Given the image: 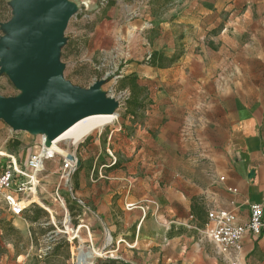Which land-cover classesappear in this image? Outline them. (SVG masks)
Here are the masks:
<instances>
[{"label": "rangeland", "instance_id": "rangeland-1", "mask_svg": "<svg viewBox=\"0 0 264 264\" xmlns=\"http://www.w3.org/2000/svg\"><path fill=\"white\" fill-rule=\"evenodd\" d=\"M9 1L0 6L2 23L12 17ZM71 1L79 11L66 31L67 44L62 50L65 77L82 88L106 79L103 90L121 106L105 125L87 121L112 115L86 118L68 130L83 129L77 143H60L81 166L67 178L62 157L46 162L33 192L23 199L27 208L20 218L26 223L25 230L17 227L19 217L11 214L0 197V220L20 231V237L7 239L0 233V264H77L81 247L97 252L91 264H144L149 253L144 244L134 250L129 247L139 238L140 223L138 209L130 211L134 207L129 205L134 200L142 201L138 206L147 205V195L155 192L152 187L171 190L179 175H191L195 173L193 165L208 161L193 138L195 134L188 131L189 109L198 119L216 97L238 116L240 102L247 100L252 107L264 98V7L255 10L252 21L236 28L237 32L229 29L225 42L218 39L221 28L211 34L206 44L210 56L204 60L211 67H198L193 80L197 94L189 109L177 110L173 107L183 88L175 86L176 81L166 73L182 55L178 35H166L173 24L170 14L176 0L168 4L165 0ZM158 41L164 44L159 53L162 59L152 64ZM170 43L173 53L167 49ZM198 55L205 53L199 49ZM127 77L136 78V84H124ZM18 94L9 78L0 75V95ZM135 98L141 108L130 106L128 100L134 103ZM40 142L39 136L13 132L0 121V150L14 156L19 166H27ZM114 158L117 161L112 165ZM58 194L64 205L56 199ZM100 203L105 208V220L97 216ZM35 214L39 216L37 222L26 219ZM119 240L124 242L114 252Z\"/></svg>", "mask_w": 264, "mask_h": 264}, {"label": "crops", "instance_id": "crops-1", "mask_svg": "<svg viewBox=\"0 0 264 264\" xmlns=\"http://www.w3.org/2000/svg\"><path fill=\"white\" fill-rule=\"evenodd\" d=\"M173 7V24L166 35H178L182 55L166 73L176 81L175 86L183 88L173 108L187 110L197 94L193 81L196 70L211 67L204 62L210 56L206 44L211 34L221 28L218 39L225 42L229 29L237 32L236 28L246 26L252 21L253 12L264 7V0H176ZM163 45L158 41L154 52L161 53ZM167 49L174 52L171 43ZM199 49L205 53L203 57L198 55ZM245 52L247 58L248 48ZM209 104L198 119L191 116L193 109L187 111L191 123L188 131L195 134L193 138L198 140V148L208 161L193 165L195 173L191 175H179L171 190L167 186L152 187L155 192L147 195V205L138 206L140 200L129 205L134 207L130 211L138 209L136 213L140 215L139 238L129 247L134 250L144 244L149 252L144 264H264V236L247 233L239 248L224 254L204 234L210 211H228L236 216L237 224L245 225L250 206L264 201V98L252 107L247 100L240 102L238 116L221 98L215 97ZM219 139L224 141L218 142ZM0 152L4 154L0 157L8 159H0V168L16 161L14 156ZM252 171L254 176L250 178ZM97 216L105 220L101 203L97 205ZM15 217H19L17 227L25 230V221ZM123 242L117 241L114 252L120 250Z\"/></svg>", "mask_w": 264, "mask_h": 264}, {"label": "water", "instance_id": "water-1", "mask_svg": "<svg viewBox=\"0 0 264 264\" xmlns=\"http://www.w3.org/2000/svg\"><path fill=\"white\" fill-rule=\"evenodd\" d=\"M8 6L12 17L0 23V75L7 76L19 94L0 95V121L13 132L45 137L48 149L78 122L118 114L120 101L103 90L106 79L82 88L65 77L62 50L69 23L79 11L75 2L10 0ZM67 159L81 166L74 155Z\"/></svg>", "mask_w": 264, "mask_h": 264}, {"label": "built area", "instance_id": "built-area-1", "mask_svg": "<svg viewBox=\"0 0 264 264\" xmlns=\"http://www.w3.org/2000/svg\"><path fill=\"white\" fill-rule=\"evenodd\" d=\"M39 137L41 138L40 147L29 159L25 168L19 166L16 161H12L5 168H0V197L14 216L23 215L26 209L22 202L24 196H28L33 192L37 184L38 174L44 170L46 162L53 159L52 154L44 146L45 137ZM63 159L66 170L69 172L66 177L69 178L76 170L77 163L69 161L67 157ZM116 161L114 158L112 165H115ZM69 186L71 187V184ZM56 199L61 204H65L59 194ZM74 199L81 204L79 200ZM247 233L257 237L264 236V201L261 204L255 203L250 206V218L245 225L237 224L236 216L225 210H213L208 213V223L205 226L204 234L220 248L222 253L230 254L233 250L239 248ZM225 264L238 263L236 261H225Z\"/></svg>", "mask_w": 264, "mask_h": 264}, {"label": "bare ground", "instance_id": "bare-ground-1", "mask_svg": "<svg viewBox=\"0 0 264 264\" xmlns=\"http://www.w3.org/2000/svg\"><path fill=\"white\" fill-rule=\"evenodd\" d=\"M113 117H114V115H112L109 118H102V119L99 118V120H97V121H89V122L87 121V123L89 124V123L92 122V124L93 123H97L98 125L99 124L100 125H105L108 121H111V118H113ZM84 124H82V126ZM82 130H81V128H77V129L71 131V133L66 131L64 134H62L60 137H58L52 143L51 147L48 148L47 150L49 151L50 154H52L53 158L55 156H59V157H62V158L67 157L69 152L67 150L61 148L60 147V143L62 141H64V140H72L73 143H77L80 140L81 136H82ZM0 154L4 155L1 152H0ZM96 253H97L96 251H90L89 249H86L85 247H81L79 249V255H78V259H77V264H91V260L94 259L93 257H94V255Z\"/></svg>", "mask_w": 264, "mask_h": 264}, {"label": "trees", "instance_id": "trees-1", "mask_svg": "<svg viewBox=\"0 0 264 264\" xmlns=\"http://www.w3.org/2000/svg\"><path fill=\"white\" fill-rule=\"evenodd\" d=\"M5 0H0V6L1 4H4ZM171 0H165L164 4H168L170 3ZM2 23V22H0ZM161 55L157 52H155L152 56H151V63L152 64H156L158 62L161 61ZM125 82L130 83V85L134 86L136 84V78L132 77V78H125L124 79V84ZM128 102H130V106L133 107L135 106L136 108H141L142 104L140 102H138V98H135L134 103L131 102V100L129 99ZM26 210V209H25ZM24 210V212H25ZM23 212V214H24ZM28 221L35 223L39 220V216L38 214H35L32 218L27 217L26 218ZM0 233H3L4 237L10 238V237H20V231L17 230L12 223L7 222L5 220H0Z\"/></svg>", "mask_w": 264, "mask_h": 264}]
</instances>
